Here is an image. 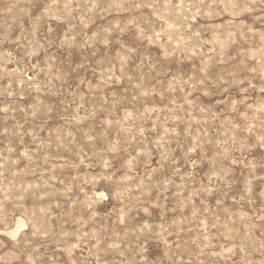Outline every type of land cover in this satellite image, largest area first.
<instances>
[{
  "label": "rangeland",
  "instance_id": "rangeland-1",
  "mask_svg": "<svg viewBox=\"0 0 264 264\" xmlns=\"http://www.w3.org/2000/svg\"><path fill=\"white\" fill-rule=\"evenodd\" d=\"M0 264H264V0H0Z\"/></svg>",
  "mask_w": 264,
  "mask_h": 264
},
{
  "label": "bare ground",
  "instance_id": "bare-ground-1",
  "mask_svg": "<svg viewBox=\"0 0 264 264\" xmlns=\"http://www.w3.org/2000/svg\"><path fill=\"white\" fill-rule=\"evenodd\" d=\"M171 30H172V29H171ZM169 31H170V30H169ZM172 31H173V30H172ZM172 31H170V32H172ZM20 220H21V219H20ZM20 220H19V221H20ZM34 220H35V219H34ZM23 221H24V220H23ZM16 223H17V222H16ZM24 223H25V222H24ZM21 226H23V225H22L21 223L18 222V227H17L16 229H14L12 233L15 234L16 232H18L17 230H18V228L21 227ZM24 227H25V226H24Z\"/></svg>",
  "mask_w": 264,
  "mask_h": 264
}]
</instances>
